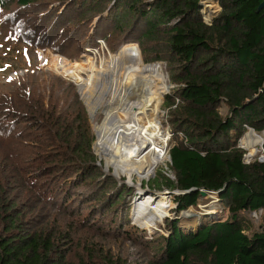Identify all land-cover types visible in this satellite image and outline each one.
I'll list each match as a JSON object with an SVG mask.
<instances>
[{"label":"trees","instance_id":"1","mask_svg":"<svg viewBox=\"0 0 264 264\" xmlns=\"http://www.w3.org/2000/svg\"><path fill=\"white\" fill-rule=\"evenodd\" d=\"M45 1L15 3L40 18L59 11L55 24L67 25L64 10L46 12L51 4ZM202 1L72 0L70 6L79 7L81 18L99 17L93 35L105 30L102 40L108 44L137 34L144 51L153 54L150 60L163 61L174 85L164 97L172 135L166 166L172 178L159 173L151 188L179 192L176 216L196 207L202 191L218 194L228 213L189 234L169 221L168 236L146 242L155 243L146 264H264V163L244 164L236 148L244 124L264 130V7L259 9L264 0H216L220 11L210 24L203 21ZM105 11L107 19L100 16ZM73 98L58 109L56 99L45 104L28 93L26 103L16 104L22 110L2 116L0 134L11 146L3 150L0 143V264H128L95 243L83 248L79 259L70 255L71 231L51 215L46 222L29 196L14 195L29 185L44 202L76 203L72 211L89 224L96 213L102 223H111L112 232L128 233V189L94 165V134L82 103ZM88 203L91 211L81 215L80 207ZM260 210V228L254 229L244 214ZM119 211L123 220L114 224Z\"/></svg>","mask_w":264,"mask_h":264},{"label":"rangeland","instance_id":"2","mask_svg":"<svg viewBox=\"0 0 264 264\" xmlns=\"http://www.w3.org/2000/svg\"><path fill=\"white\" fill-rule=\"evenodd\" d=\"M15 1L9 0L6 7L0 5V122L3 114L8 111L19 112V110H22L16 104L26 103L24 96L27 98L28 93L30 97L33 95V98L38 96V100H43L45 104L50 101V97L56 99L58 109L62 108L67 102L70 103L74 100L73 96L76 95L87 113L94 134L95 139L92 146L96 156L94 165L98 167L104 177L107 179L112 178L121 189L125 187L128 189L126 192L129 195L125 197V200L128 201V211L127 217H124V221L129 222V226L124 229L128 231L126 235L112 232L110 229L111 223H102L96 213L95 215L93 213L95 222L89 224L90 221H85L83 217L78 216V211H72V204L76 205V203L71 202L70 206L69 204L64 206V203L59 199L44 202L45 197H40L29 185L17 188L14 191V195L29 196L28 203L37 206L38 214L40 212L46 214V222L51 215L52 219L55 220L54 222L61 226L64 225L67 231H71L74 246L70 255L74 254L79 259L84 254L83 248L95 243L97 245L94 246L95 248H102L104 252L108 251L109 255L125 260L128 264H146L155 244L153 242L152 245H148L146 242L154 241L160 236H168L167 223L169 221H177L182 232L189 234L196 233L201 226L211 221L226 219L228 213L220 202L218 195L214 193H207L206 196L200 197L196 207H190L176 216L174 213L177 208L174 202L175 195H177L176 191L153 190L150 186V181L157 178L159 173L167 172L166 174L172 178L166 166L169 163L167 151L172 135L167 121L169 108L165 107L164 97L170 93L173 83L169 81L163 61L153 62L150 60L153 54L144 51L145 44L143 45L142 39L137 34L124 35L108 44L107 40H102L105 30H100L97 36L93 35V29L94 31L97 30L95 26L99 17L96 16V18L92 14L87 18H81L79 7L70 6L72 0H65L61 4L57 0H46L47 3L51 4L46 12L53 9H63L66 13L63 20L70 18L67 25L64 23L60 27L55 24V18L58 16L59 11L52 13L48 19L45 18V13L40 18L31 9L19 8ZM215 2L211 0L209 4L214 6L213 3ZM61 6L63 7L61 8ZM100 16L107 19L108 14L105 11ZM41 19H43V22L39 24ZM100 41L104 43L101 51L98 47ZM85 49H91L94 55L85 54V56H81L85 53ZM126 53L130 54L139 68L148 67L155 69L156 72L154 73L156 75L161 74L162 81L157 82L151 79L149 86L152 88L163 87L165 84V90L161 94L158 104V123L162 138L166 142L165 158L163 157L159 165L145 178L134 175L129 179L126 174L116 175L113 166L107 167L112 156L101 154V150L96 145V130L103 123L107 106L114 99L117 103V98L113 95L114 85L112 80H115V78L112 79V75L107 69L110 64V57ZM41 56L45 58L44 62L46 63H41L42 61L39 59ZM55 56H61L65 59L66 69L63 67H61L63 71L58 69L60 64L56 63L57 57ZM87 61L94 64L95 68L92 72L87 71ZM73 62L75 63L72 65L68 64ZM71 77L74 80L79 79L81 82L75 83ZM24 88L25 91H23ZM219 111L222 115H225L227 107L222 105ZM112 127L113 125L111 129ZM0 133L4 134L3 131H0ZM0 143L3 145V150L4 147L11 146L10 141L1 134ZM140 198L148 199V201L152 200L149 202L155 204L160 202L163 208L159 219L151 218V220L149 217L150 224H146L145 220L137 219L135 212L139 208ZM80 208L81 215L91 211L89 203L82 204ZM256 214L246 213L244 216L250 226L259 229L261 216L258 213ZM112 220V223H114V220H116L115 223L123 220L122 211H119L116 218L113 217ZM141 241H145V243H141Z\"/></svg>","mask_w":264,"mask_h":264},{"label":"bare ground","instance_id":"3","mask_svg":"<svg viewBox=\"0 0 264 264\" xmlns=\"http://www.w3.org/2000/svg\"><path fill=\"white\" fill-rule=\"evenodd\" d=\"M86 65L87 71L92 72L95 68L92 62L87 61ZM107 69L112 79L115 78L112 80L113 95L117 103L114 99L104 110L105 118L96 130V145L101 154L112 156L107 167L113 166L116 175L145 178L159 165L166 152V142L158 123V104L165 84L163 87L149 86L151 79L161 82V74L156 75V70L148 67L139 68L128 53L110 57ZM153 203L140 198L135 212L137 219L145 220L146 224H150L151 218L159 219L163 207L160 202Z\"/></svg>","mask_w":264,"mask_h":264},{"label":"built area","instance_id":"4","mask_svg":"<svg viewBox=\"0 0 264 264\" xmlns=\"http://www.w3.org/2000/svg\"><path fill=\"white\" fill-rule=\"evenodd\" d=\"M214 1H216V0H214ZM209 2L211 3V0H206V1L204 0L201 3V6H202L201 13L203 15V21L206 24H210L211 20L220 11V6H219L217 1L215 3H213L214 6H211L209 4ZM103 44H104L103 41L98 42V47H99L100 51L102 50ZM84 51H85V53L81 54V56H85V54L94 55L91 52V49H85ZM55 57H57L56 63L60 64L58 69H60L61 71H63V69L61 67L66 69V66L64 64L65 59L61 56H55ZM39 59H40V61H42L41 63H43L45 60V58L43 56H41ZM44 63H46V62H44ZM74 63L75 62L68 63V64L72 65ZM71 78L73 79V77H71ZM73 82L80 83L74 79H73ZM171 88H173L172 85H171ZM176 103H178V100H176ZM243 129H244L243 134L238 139L237 144H236V148L243 152V154H242L243 163L244 164H250L254 160H257L260 163H264V130L258 132L254 128H252L246 124L243 125ZM176 193L179 194V192H176ZM261 213H262V211L260 210L258 212V214L261 216ZM254 214L257 215L256 213H254Z\"/></svg>","mask_w":264,"mask_h":264},{"label":"water","instance_id":"5","mask_svg":"<svg viewBox=\"0 0 264 264\" xmlns=\"http://www.w3.org/2000/svg\"><path fill=\"white\" fill-rule=\"evenodd\" d=\"M262 7H264V3H262V4L260 5L259 9H261ZM206 194H207V192L202 191V192H200V197H204V196H206ZM216 195H218V194H216ZM218 196H219V195H218Z\"/></svg>","mask_w":264,"mask_h":264},{"label":"clouds","instance_id":"6","mask_svg":"<svg viewBox=\"0 0 264 264\" xmlns=\"http://www.w3.org/2000/svg\"><path fill=\"white\" fill-rule=\"evenodd\" d=\"M168 152V151H167Z\"/></svg>","mask_w":264,"mask_h":264}]
</instances>
